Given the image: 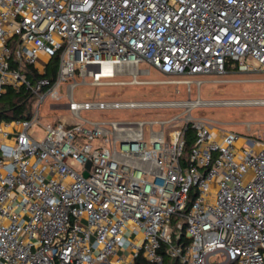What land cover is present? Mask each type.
<instances>
[{"label": "built area", "instance_id": "obj_1", "mask_svg": "<svg viewBox=\"0 0 264 264\" xmlns=\"http://www.w3.org/2000/svg\"><path fill=\"white\" fill-rule=\"evenodd\" d=\"M140 63L178 77L139 78ZM232 70L264 73V0H0V93L32 96L28 117L0 123V264H264V130L238 146L240 134L191 114L81 115L191 111L200 76ZM115 75L189 98L73 99L79 82ZM46 101L64 115L42 122Z\"/></svg>", "mask_w": 264, "mask_h": 264}, {"label": "rangeland", "instance_id": "obj_2", "mask_svg": "<svg viewBox=\"0 0 264 264\" xmlns=\"http://www.w3.org/2000/svg\"><path fill=\"white\" fill-rule=\"evenodd\" d=\"M45 56L39 57L42 64ZM140 68H149L150 74L140 77L142 79H171L178 76L167 75L157 71L148 63H140ZM202 79L210 80L200 88L199 97L201 104L191 109L180 107L178 110L148 111L142 112L136 109H108V110H84L82 117L95 120L101 118H122L127 116H171L179 114L183 118L191 114L194 117H202L211 123L220 125L226 129L232 130L240 136L235 141L238 146H243L245 137L241 134H254L264 130V73L260 71L239 72L232 70L223 75H201ZM130 76L115 75L111 78H101V84L92 85L89 83H78L73 88V99L83 100L86 98L95 99L103 97L105 99H176L186 100L188 94L183 85L174 84H123L122 81H128ZM91 81V78H87ZM117 82V83H113ZM61 101L66 98L60 90ZM191 99H197V92L192 88ZM235 101L238 103H225ZM211 102V103H210ZM258 102V103H256ZM261 102V103H260ZM53 106V105H52ZM54 107V106H53ZM64 115L60 111H52L48 107V101L40 105L41 121L45 122L58 115ZM5 121H0V123ZM182 123L177 122L174 127H180ZM9 134L8 139L12 138ZM254 147L258 149V144ZM247 172L244 179L249 178Z\"/></svg>", "mask_w": 264, "mask_h": 264}, {"label": "trees", "instance_id": "obj_3", "mask_svg": "<svg viewBox=\"0 0 264 264\" xmlns=\"http://www.w3.org/2000/svg\"><path fill=\"white\" fill-rule=\"evenodd\" d=\"M56 66V56L52 57L48 65L46 66V70L43 75L53 76L54 69ZM26 73L29 77L34 75H40L36 72V69L28 65L26 67ZM32 108V96L30 92L25 90L24 88L14 89L10 86L6 87L5 91L0 93V121H11L15 119L26 118L30 115ZM185 148L184 155L187 154L192 141H193V133L188 125L185 132ZM193 192L190 193V199L193 198ZM135 264H153L148 262L142 256H138L135 258ZM161 264H177L176 259H171L167 255L163 257V261Z\"/></svg>", "mask_w": 264, "mask_h": 264}, {"label": "water", "instance_id": "obj_4", "mask_svg": "<svg viewBox=\"0 0 264 264\" xmlns=\"http://www.w3.org/2000/svg\"><path fill=\"white\" fill-rule=\"evenodd\" d=\"M86 166L87 167L89 166V162H87ZM84 175L86 176L87 175V172H84Z\"/></svg>", "mask_w": 264, "mask_h": 264}, {"label": "crops", "instance_id": "obj_5", "mask_svg": "<svg viewBox=\"0 0 264 264\" xmlns=\"http://www.w3.org/2000/svg\"><path fill=\"white\" fill-rule=\"evenodd\" d=\"M39 57L41 58L42 57V54H40ZM113 258H115V257H113Z\"/></svg>", "mask_w": 264, "mask_h": 264}, {"label": "bare ground", "instance_id": "obj_6", "mask_svg": "<svg viewBox=\"0 0 264 264\" xmlns=\"http://www.w3.org/2000/svg\"><path fill=\"white\" fill-rule=\"evenodd\" d=\"M168 81H171V80H166V82H168ZM256 103H258V102H256ZM261 103V102H260Z\"/></svg>", "mask_w": 264, "mask_h": 264}]
</instances>
